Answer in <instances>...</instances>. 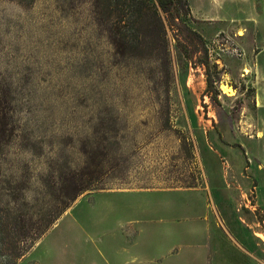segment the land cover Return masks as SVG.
I'll return each mask as SVG.
<instances>
[{"label": "rangeland", "instance_id": "obj_1", "mask_svg": "<svg viewBox=\"0 0 264 264\" xmlns=\"http://www.w3.org/2000/svg\"><path fill=\"white\" fill-rule=\"evenodd\" d=\"M155 1L0 0V264H264V0Z\"/></svg>", "mask_w": 264, "mask_h": 264}, {"label": "trees", "instance_id": "obj_2", "mask_svg": "<svg viewBox=\"0 0 264 264\" xmlns=\"http://www.w3.org/2000/svg\"><path fill=\"white\" fill-rule=\"evenodd\" d=\"M182 3L186 7L188 12L189 4L188 0H156L152 3V8L157 19L159 28L163 30L164 23L161 16V11L164 13L172 12V8L177 4ZM176 15H172L173 20H175ZM209 85H211V79H208ZM82 179L72 178L71 182L67 185V190L62 193H58L55 198H53V205L47 207L44 211H38V213L31 214L23 219L24 226L27 227V233L25 236L30 239V244H28L26 251L32 247L34 242L37 241L57 220L66 210L71 206V203L75 201L84 191L95 188V185L89 183H80ZM81 184V185H80ZM48 212L51 216H48Z\"/></svg>", "mask_w": 264, "mask_h": 264}]
</instances>
